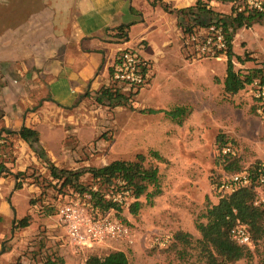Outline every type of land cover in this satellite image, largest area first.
<instances>
[{"label": "rangeland", "instance_id": "1", "mask_svg": "<svg viewBox=\"0 0 264 264\" xmlns=\"http://www.w3.org/2000/svg\"><path fill=\"white\" fill-rule=\"evenodd\" d=\"M38 5L33 0H0V58L13 39L9 33L26 22ZM221 7L231 9L229 4ZM163 26L166 33L152 31L155 45L148 48L137 42L138 31L132 34V47L156 60L151 87L147 88L149 84L136 93L125 90L129 97L119 100L91 95L66 112L41 102V127L37 129L46 154L59 168L99 167L145 154L147 163L160 170L162 193L151 200L141 196L134 213L131 205L135 198L121 192L122 188L116 191V187L104 186L109 197L121 200L120 211L107 212L129 227V238L78 248L69 241L57 216V205L75 197L72 188L62 187L51 176L46 160L36 153V160L25 170L11 171V163H16L14 141L5 136L8 142L0 143V162L8 171L1 178L9 180L11 211L6 215L0 209V264H44L48 257L65 264H83L91 255L103 257L116 250L126 252L130 264H205L198 224L207 222V208L218 202L216 184L231 174L225 168L222 143L232 146L241 168L263 163L264 121L250 85L237 94L224 91L225 55L197 56L177 26L168 20ZM236 32L234 52L250 54L253 60L248 66L264 62V18ZM169 37L171 44L166 42ZM180 105L189 108L182 122L164 112H148ZM152 150L163 159L152 157ZM80 180L98 187L89 172ZM26 215L30 216L29 225L18 226ZM177 232L190 234L191 243L177 240ZM263 261L264 239L257 242L252 255L233 264Z\"/></svg>", "mask_w": 264, "mask_h": 264}, {"label": "crops", "instance_id": "2", "mask_svg": "<svg viewBox=\"0 0 264 264\" xmlns=\"http://www.w3.org/2000/svg\"><path fill=\"white\" fill-rule=\"evenodd\" d=\"M33 1L40 5L28 16L26 22L9 33L13 39L0 58V143L8 142L5 136L14 141L16 163H11L13 172L25 170L31 165L36 160L37 151L19 134H10L7 130L19 131L22 126L40 130L41 102L51 103L57 111L66 112L74 109L80 100L88 96L102 97L101 90L112 82L111 70L117 54L124 48L132 47V34L138 31L137 42L141 43L142 48H148L151 44L155 45L152 31L157 33L158 30L165 34L164 20H168L177 26L182 37L180 16L176 10L197 2ZM224 4L231 5L232 9V2H211L215 11L230 13L231 9L221 7ZM163 5H168L169 11ZM123 25L129 26L127 40L117 35L116 28ZM171 41V37L166 38L169 44ZM234 41L235 36L233 47ZM143 56L153 65V78L150 86H146L149 88L156 74V60L152 55ZM237 56L244 57L241 53H235L234 64L237 63ZM248 62H239L241 66L235 65V69L245 70L261 65L252 63V66H248ZM42 144L40 138L43 148ZM8 182L5 178L0 179V209L6 215L11 211Z\"/></svg>", "mask_w": 264, "mask_h": 264}, {"label": "trees", "instance_id": "3", "mask_svg": "<svg viewBox=\"0 0 264 264\" xmlns=\"http://www.w3.org/2000/svg\"><path fill=\"white\" fill-rule=\"evenodd\" d=\"M213 0H197V2L187 8L177 9L176 12L180 16L179 25L182 29L184 38L189 33L193 32L195 27H206L215 18L223 21V27L228 38V48L223 55L227 57V70L224 78V91L228 94H237L246 86L251 85L255 80L264 83V62H258L260 66L249 69H235L233 51V40L235 32L238 28L250 27L257 21L264 18V12H237L236 0H214L219 2H232V12L230 14L215 11L211 2ZM165 10L169 11L168 5H163ZM220 16H222L220 18ZM128 25L119 26L116 28L117 35L124 39H128ZM239 62L253 60L250 54L244 57L237 56ZM102 97L108 100H119L128 98L119 88L111 84L101 90ZM150 113L164 112L170 118L182 120L188 115L189 108L184 105L177 106L173 109H154L148 110ZM10 134H19L26 142L30 143L37 151V154L46 160L49 166L51 176L61 182L62 187L69 186L72 188L73 194L79 193L81 196L90 195V201L94 206L98 207L102 212H107L112 209L120 211L121 204L115 200V196L109 197V193L104 190L107 188L116 187L122 188L121 192L131 195L137 201L131 205L132 211L137 212L141 205L138 199L145 195L148 200L162 193L161 174L157 165L151 162L147 163L145 154H137L134 160H113L99 167H88L84 169H66L56 166L47 156L45 150L40 145V133L37 129L22 126L19 131L7 130ZM1 136V135H0ZM218 140L222 143L223 138L220 136ZM223 148L228 145L224 144ZM152 157L157 160H162V156L158 151H150ZM227 163L226 170L231 173L239 172L245 168H241L238 164L236 154L228 153L224 155ZM262 162L254 166L246 168L253 169L259 166ZM6 166L0 162V178L7 172ZM89 172L95 184L87 186L80 180L81 176ZM19 176V173L17 174ZM120 182L121 184H118ZM219 183V182H218ZM218 183L216 184V196L218 202L209 206L204 216L207 222H200L198 228L202 233V238L199 243L202 245L205 253V264H233L238 260L252 255V250L255 248L259 240L264 239V207L255 205V189L253 185L240 187L232 194H223L218 192ZM19 186H16V189ZM108 188V189H109ZM29 215L21 218L17 225L26 227L29 225ZM237 224L246 225L252 237V245L245 246L237 243L231 235V230ZM190 234L177 232L175 238L184 243H191ZM44 264H65L53 257L46 258ZM83 264H130L129 257L123 250H116L101 257L91 255ZM258 264H264L260 262Z\"/></svg>", "mask_w": 264, "mask_h": 264}, {"label": "built area", "instance_id": "4", "mask_svg": "<svg viewBox=\"0 0 264 264\" xmlns=\"http://www.w3.org/2000/svg\"><path fill=\"white\" fill-rule=\"evenodd\" d=\"M235 5L237 12H264V0H236ZM185 40L197 56L220 57L228 48L227 34L219 18L213 19L206 27H195ZM152 78V62L135 47L124 48L117 54L112 65L111 81L123 93L125 90L139 92L151 83ZM250 87L257 111L264 121V83L255 80ZM223 152L235 154L230 144L223 148ZM249 185L255 189V205L264 207V162L253 169L245 168L226 174L218 183V192L229 195ZM86 197L90 199L88 194L81 196L76 193L71 200L57 205L59 222L74 246L92 248L107 240L129 238L128 226L113 219L110 212H102ZM115 200L121 201L118 198ZM231 235L240 245H252V237L246 225L237 224L232 228Z\"/></svg>", "mask_w": 264, "mask_h": 264}]
</instances>
